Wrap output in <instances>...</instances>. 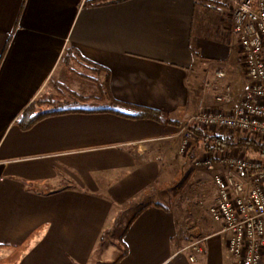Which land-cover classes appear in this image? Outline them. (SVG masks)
Here are the masks:
<instances>
[{"label":"crops","instance_id":"1","mask_svg":"<svg viewBox=\"0 0 264 264\" xmlns=\"http://www.w3.org/2000/svg\"><path fill=\"white\" fill-rule=\"evenodd\" d=\"M214 1L0 0V264H239L210 217L185 229L169 192L182 177L169 156L186 124L229 111L251 83L230 25L234 0L219 10ZM67 48L102 68L101 82L108 74L106 91L83 97L101 106L23 129L31 102L57 97ZM110 96L163 120L118 115ZM195 242L202 251L190 262Z\"/></svg>","mask_w":264,"mask_h":264},{"label":"built area","instance_id":"2","mask_svg":"<svg viewBox=\"0 0 264 264\" xmlns=\"http://www.w3.org/2000/svg\"><path fill=\"white\" fill-rule=\"evenodd\" d=\"M211 8L219 10V0ZM229 13L250 86L229 111H203L191 123L199 129L246 132L264 141V0H234ZM215 75L223 76V72L215 71ZM218 100L234 101L231 96H220ZM194 139L195 135L186 130L179 153H186ZM244 152H222L214 158L204 153L195 165L212 172L216 197L208 216L227 236L228 251L239 259V264H264V160ZM200 243L190 245V262L202 251Z\"/></svg>","mask_w":264,"mask_h":264},{"label":"rangeland","instance_id":"3","mask_svg":"<svg viewBox=\"0 0 264 264\" xmlns=\"http://www.w3.org/2000/svg\"><path fill=\"white\" fill-rule=\"evenodd\" d=\"M66 69L67 73L63 79L64 83L60 88H56L55 90V93L57 94L56 107L58 109H72L79 107L88 108L101 106V104H98L95 101H92L91 103H83L84 100L82 99L87 96H98L101 91H106V88L101 85L102 83L100 77H98L99 71L95 72L88 65L78 62H75L71 66L72 70H69L68 68ZM206 133L209 135L218 134L221 136H232L234 139H239L249 135L246 132H228L219 129L210 131L207 130ZM182 134L184 135V131ZM260 141H262V139H260ZM174 148V153H171L169 156L172 170L175 171L176 167L182 164V171L180 173L182 177L177 175L174 188L169 189V192L174 193L170 200L171 202L175 201L178 204L182 203V209L183 211L185 210V229L190 228L193 231L198 230L199 228H203L202 225L209 224L208 208L209 205H211L214 196L216 197V193L214 195L215 186L212 180V172L195 165V161L203 153H205L203 146L200 145L196 139L193 140L191 147H189L190 149L187 150V154H178V144H176ZM235 152L237 151L231 149L226 150L224 153ZM244 153L247 156L259 159L257 154L252 151H245ZM221 154L218 153L216 157ZM184 164H187L186 168H190L189 170H191V176H188L187 178H184V173L186 172V169L183 168L185 167ZM178 191H181L179 192L181 193L180 195L179 193L178 195L176 194ZM209 195H212L211 200H209ZM115 230L119 231L120 228L117 227Z\"/></svg>","mask_w":264,"mask_h":264},{"label":"trees","instance_id":"4","mask_svg":"<svg viewBox=\"0 0 264 264\" xmlns=\"http://www.w3.org/2000/svg\"><path fill=\"white\" fill-rule=\"evenodd\" d=\"M75 54L76 53L74 50L67 48L65 49L61 57V61L65 63V65H67V68L69 70H72L71 66L76 61L81 64H88V66L95 72H98L102 69L88 62L87 60L80 58L79 55L76 57ZM101 83V85L106 89L108 88V74ZM109 98L111 99V103L114 106L113 111L118 115L129 117L132 119H148L153 121L163 120L161 114L153 109L121 103L114 100L111 96ZM84 99L88 100L91 98L87 97ZM56 101L57 99L54 96H43L31 102L18 117L17 123L20 124L23 129H29L34 124L46 117L64 114L72 111V109H58L56 107ZM165 120L166 123L173 122L171 120H168V118H166ZM186 127L188 131L192 132L195 135L197 142H199L200 145L203 146L204 151L212 158H214L218 153L233 149L239 152L252 151L253 153L257 154V157L259 159H264V142L260 141V139L257 137L246 135L245 137L234 139L232 136H221L218 134L208 135L201 129L197 128L195 124L190 122L186 124Z\"/></svg>","mask_w":264,"mask_h":264}]
</instances>
